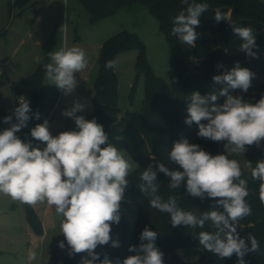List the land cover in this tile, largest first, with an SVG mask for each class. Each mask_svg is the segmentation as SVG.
I'll return each instance as SVG.
<instances>
[{
    "label": "clouds",
    "instance_id": "1",
    "mask_svg": "<svg viewBox=\"0 0 264 264\" xmlns=\"http://www.w3.org/2000/svg\"><path fill=\"white\" fill-rule=\"evenodd\" d=\"M182 3L186 9L173 18L171 35L182 44L195 47L200 36L196 29L209 4L195 0H182ZM214 19L217 23L228 22L234 36L241 41L239 51L258 58L254 28L238 26L230 13L219 10L215 11ZM48 56L50 62L43 65L46 80L66 96L73 93L77 87V73L88 66L85 50L72 46L49 52ZM36 63H41L40 57H36ZM105 67L114 68V62L106 61ZM254 75L236 62L231 70L212 77L215 84L222 85L217 91L206 95L196 91L189 97L185 124L195 123L200 138L226 142V154L212 155L200 145L181 138L173 143L168 153L170 162L176 167L170 169L152 158L153 163L140 173L143 183L139 188L149 198L151 208L168 214L173 227L182 225L195 232L207 224L211 231L195 235L199 245L220 259L235 255L237 264H246L247 253L260 251L255 236L249 234L243 238L237 231L239 222L251 215L252 210L246 199L248 182L242 178L241 165L227 155L243 154L246 146H259L264 141V95L251 103L241 95L231 94L237 89L247 92ZM219 97H225L222 104L216 103ZM86 107L76 101L62 112L64 117L74 121L73 130L53 136L46 119L31 128V137L45 145L41 148L16 135L27 127L30 119L39 120L41 115L38 110L33 112L25 97L19 98V106L13 112L16 122H12L13 115L5 116L3 122L10 127L0 131V195L29 206L54 207L60 217V234L70 248L69 255L87 253L82 264H164V254L155 243L159 233L148 226L140 233L141 243L128 249L135 255L127 256L122 262L109 259L107 254L101 260L95 251L97 246H120L111 236V226L120 222L121 204L129 184L127 177L133 165L109 142L108 134L95 118L86 119L77 114ZM245 166L251 169L252 179L260 181V200L264 203V159L256 161L255 167L246 160ZM158 173L170 178L169 189H180L183 185L191 197L213 200L211 209L186 211L179 206L177 196L163 199L158 194ZM59 247L65 248L64 241ZM28 259L36 260V253L31 252Z\"/></svg>",
    "mask_w": 264,
    "mask_h": 264
},
{
    "label": "trees",
    "instance_id": "2",
    "mask_svg": "<svg viewBox=\"0 0 264 264\" xmlns=\"http://www.w3.org/2000/svg\"><path fill=\"white\" fill-rule=\"evenodd\" d=\"M92 19H102L113 16L120 8L146 5L158 18L161 29L168 37L171 49V82L153 74L145 55L143 42L133 32L121 31L108 38L101 47L99 58V74L93 84L92 113L90 119L95 118L108 134L109 142L117 149H125L138 163L136 169L127 177L128 187L125 190V199L121 204L119 224H112L111 234L119 241V247L111 244L97 246L95 251L102 260L105 254L109 259L121 262L129 255H135L128 249L132 245L138 246L141 241L140 233L145 226L157 231L159 237L156 246L164 254V264H237V257L220 259L211 252L204 250L195 237L200 231H211L206 224L204 229H192L184 226L173 227L170 217L149 206V198L143 195L139 186L143 183L140 173L153 163L152 158L162 162L166 167H176L170 162L169 151L173 143L181 138H187L190 143L200 145L212 155L222 154L220 142L197 136L198 126L185 124L187 104L193 92L201 95L210 92L209 88L218 89L222 85L215 84L212 77L222 75L231 70L236 62L241 67L253 72L254 78L247 92L234 90L235 95L244 99L251 98L254 103L264 93V0H195L196 3H208L209 9L200 17V27L196 31L200 34L195 47L182 44L176 36L171 35L172 20L181 11L186 9L182 0H79ZM12 13L16 9L24 10L30 0H7ZM230 13L232 21L238 26H251L255 30L258 58H252L239 51L241 41L234 36L227 21L217 23L214 19L215 11ZM5 33V31L3 32ZM52 39V38H51ZM45 46V55L41 63L28 79L32 96L37 106L44 101L42 86L45 70L43 65L49 62L48 53L52 40ZM138 51L137 77L143 75L145 96L142 110H128L120 118L121 109L118 101V78L114 68H106V61H115L117 55ZM222 65L223 67H217ZM13 84L15 96L19 95V85ZM225 97H219L216 103L222 104ZM206 123V121H202ZM120 137V139H116ZM244 153L247 161L253 163L262 160L256 145L246 146ZM237 160V159H236ZM239 161V160H238ZM243 172V179L248 182L249 195L246 198L251 207V215L239 222L237 228L241 237L249 234L255 236L260 245V251L245 261L246 264H264V203L260 200V181L253 180L239 161ZM170 178L163 173L157 174V183L160 185L159 195L165 200L170 195L178 197V204L186 211H207L211 209L213 200L194 198L187 194L185 187L172 190L168 188ZM136 206L137 218L134 227H130V213L132 206ZM28 220L38 234L43 233L42 223L33 206L27 205ZM64 241L65 248L59 243ZM247 242V241H246ZM194 247L199 250L198 258L193 262L181 259L179 248ZM67 242L62 239L54 246L48 264H82V254L72 253Z\"/></svg>",
    "mask_w": 264,
    "mask_h": 264
},
{
    "label": "rangeland",
    "instance_id": "3",
    "mask_svg": "<svg viewBox=\"0 0 264 264\" xmlns=\"http://www.w3.org/2000/svg\"><path fill=\"white\" fill-rule=\"evenodd\" d=\"M7 3V0H0V32L4 28L5 31L7 29L6 34L0 35V115H13L15 107L19 106V100L14 98L11 82L22 81L30 75L35 58L42 55L43 45L51 38L50 52L80 46L85 50L88 59L87 68L76 75L75 91L67 96L50 85L44 75L43 93L46 99L40 120L48 121L53 136L75 129L74 121L64 117L62 112L76 101L87 106L83 112L77 114L84 115L86 119L90 118L93 84L99 74L101 44L121 31L127 30L137 34L144 44L145 55L153 74L168 83L171 82V49L168 37L161 29L158 18L144 4L122 7L113 16L92 19L79 0L38 1L29 5L23 12L16 9L14 13L10 11ZM137 57L138 51L132 50L117 55L114 61L118 78L120 118L124 117L128 110H142L145 86L143 75L137 77ZM218 89L209 88L210 92ZM231 94L235 95V92L232 91ZM23 97L31 101L29 91L25 92ZM251 100L245 99L254 103ZM3 118H0V131L10 127L3 122ZM12 122L15 123V116ZM29 127L30 130L33 128L31 125ZM26 130L27 127H24L16 135L22 139ZM225 143L220 142L222 154H226ZM37 145L41 148L45 146L34 139L33 146ZM119 150L132 163L134 171L138 166L137 161L127 150ZM257 150L264 159V141L257 146ZM227 155L230 159L239 160L245 170L251 172V169L245 166L247 159L244 153ZM26 207V204L0 195V264H48L54 246L63 237L60 234V217L54 207L46 204L33 206L42 223V234H38L30 224ZM136 218V206L133 205L130 213L131 229ZM112 238L114 239L113 236ZM31 252L37 255L34 261L28 259ZM177 252L181 259L188 263L195 261L199 256V250L194 247L179 248ZM81 254L83 258L87 257V253Z\"/></svg>",
    "mask_w": 264,
    "mask_h": 264
},
{
    "label": "crops",
    "instance_id": "4",
    "mask_svg": "<svg viewBox=\"0 0 264 264\" xmlns=\"http://www.w3.org/2000/svg\"><path fill=\"white\" fill-rule=\"evenodd\" d=\"M41 2V1H44V0H30V3L28 4V6L29 5H33V4H35V3H37V2ZM8 4V3H7ZM9 6V5H8ZM27 6V7H28ZM27 7L24 9V10H26L27 9ZM10 9V8H9ZM24 10H22V11H20L19 10V12H23ZM11 11V10H10ZM58 18H59V14H58V16H57ZM58 23H59V20L57 21V23H56V27H57V25H58ZM5 31V28H4V30H2V32H0V35H4V32ZM6 32H7V29H6V31H5V34H6ZM37 43V42H36ZM46 44V43H45ZM45 44L43 45V53H42V55L40 56V60L42 61L43 60V58H44V55H45V49H44V46H45ZM101 47H102V44H101ZM38 57V56H37ZM33 63H35L34 64V67H33V69H32V72H30V75L27 77V78H25V79H23L22 81H12L11 82V88H12V91H13V94H14V98H15V100L16 101H18L19 100V98L20 97H23V95H24V93L25 92H28L29 91V93H30V96H31V101H30V107L32 108V110H33V112H35V111H39V113H41V110H42V107H43V105H44V101H45V99H46V96L44 95V93H43V96H44V101L42 102V104H41V106H40V108H39V106H37L36 104H35V102H34V99H33V96H32V90H31V88H30V86L28 85V79L31 77V75L33 74V72L35 71V69L38 67V65L40 64H38V63H36V58H35V61L33 62ZM16 83H21L20 85H19V95H18V97H16L15 96V93H14V90H13V84H16ZM43 83H44V81H43ZM43 86H42V92H43ZM92 99H93V89H92ZM91 112H92V104H91ZM9 115H11V114H4V113H1V115H0V118H2V117H5V116H9ZM91 116V115H90ZM13 118H14V116H13ZM90 119V118H89ZM16 122V121H15ZM40 123H43V122H41V120L39 119V120H37V119H30L29 120V122H28V125H27V132H26V134L24 135V137L21 139V140H23V141H25V142H27V141H31L32 142V145H34V139L31 137V135H30V125L32 126V127H35V125L36 124H40Z\"/></svg>",
    "mask_w": 264,
    "mask_h": 264
},
{
    "label": "water",
    "instance_id": "5",
    "mask_svg": "<svg viewBox=\"0 0 264 264\" xmlns=\"http://www.w3.org/2000/svg\"><path fill=\"white\" fill-rule=\"evenodd\" d=\"M253 255V252H249L245 255L244 260L247 261L251 256Z\"/></svg>",
    "mask_w": 264,
    "mask_h": 264
}]
</instances>
